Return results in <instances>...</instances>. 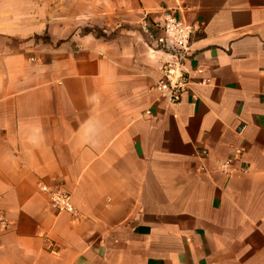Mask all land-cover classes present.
Segmentation results:
<instances>
[{
  "label": "crops",
  "instance_id": "1",
  "mask_svg": "<svg viewBox=\"0 0 264 264\" xmlns=\"http://www.w3.org/2000/svg\"><path fill=\"white\" fill-rule=\"evenodd\" d=\"M0 215V264H264V0H0Z\"/></svg>",
  "mask_w": 264,
  "mask_h": 264
},
{
  "label": "built area",
  "instance_id": "2",
  "mask_svg": "<svg viewBox=\"0 0 264 264\" xmlns=\"http://www.w3.org/2000/svg\"><path fill=\"white\" fill-rule=\"evenodd\" d=\"M176 6H179L178 2ZM159 25L163 35L156 39L154 48L166 53L168 58L160 67L161 76L156 81V87L170 104H177L181 101L182 95L189 90L192 82L183 65L185 60L192 55L191 38L197 27L185 21L183 17L177 16L175 9L171 7L163 12ZM200 82L205 83L206 80L202 79ZM238 153L240 150L236 151V154ZM228 165L229 160L223 163L222 167L225 168ZM39 189L46 196L49 205L56 211L75 212L69 192L60 185L49 186L41 183ZM0 226L5 227V220L1 215Z\"/></svg>",
  "mask_w": 264,
  "mask_h": 264
},
{
  "label": "rangeland",
  "instance_id": "3",
  "mask_svg": "<svg viewBox=\"0 0 264 264\" xmlns=\"http://www.w3.org/2000/svg\"><path fill=\"white\" fill-rule=\"evenodd\" d=\"M62 2V1H61ZM43 39H47L46 36H42Z\"/></svg>",
  "mask_w": 264,
  "mask_h": 264
}]
</instances>
